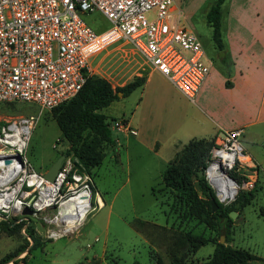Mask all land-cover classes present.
Returning <instances> with one entry per match:
<instances>
[{"label":"rangeland","instance_id":"374dc122","mask_svg":"<svg viewBox=\"0 0 264 264\" xmlns=\"http://www.w3.org/2000/svg\"><path fill=\"white\" fill-rule=\"evenodd\" d=\"M175 1L177 7L183 11L184 23L198 35L206 53L211 56L216 54L212 48V29L206 13L217 0ZM234 1L239 5L247 4V0H224L221 4L222 24H226L228 2L232 6ZM83 18L97 31H103L110 25L99 12L87 13ZM91 67L93 76L105 78L114 88L137 77L147 78L152 72L143 56L125 40L116 41L95 54L91 58ZM151 79L152 84L159 86L163 94L151 96L153 103L146 107V116L141 120L143 127L150 134L163 130L173 136L179 131L177 123L182 109L194 108L195 104L184 98L160 74L155 73ZM142 92V87L136 88L127 96L120 95L103 109L108 121L111 123L113 119L130 118L131 114L134 121L140 119ZM37 112L38 109L32 105L0 102V123L10 124L19 118L35 116ZM111 131L113 137L118 139L120 149H116V140L114 145L107 146L102 164L93 169L91 174H83L84 178L79 181L75 180L79 176L75 174L72 165L66 172L63 171V160L67 157L64 156L60 172L65 175V179L57 191L54 203L37 209L39 190L43 189L31 186L28 177H44L62 155L67 143L62 139L60 129L52 118V110H43L39 117L32 120L31 138L25 150L18 154L23 172L11 181L9 191L4 190L5 186L0 192L11 193L18 189L11 207L0 211V259L25 245L26 250L14 257L16 263L11 260L12 263L9 261L8 264H154L151 252L158 253L164 264H172L170 251L173 241L181 232L191 231L220 239L223 234L220 235L203 222L189 217L186 206L174 198L173 193L168 190L161 192L159 186H155L160 182L164 170L158 171L150 152L133 141L135 136L129 135L127 141L124 131L113 128ZM258 147L257 151L264 157L263 144H258ZM3 148L10 150L0 142V150ZM19 183L21 186H18ZM207 184L209 185L208 182ZM153 186L155 187L152 191ZM211 189L217 196L216 191L212 187ZM82 190L91 193L92 209L82 222L77 218L70 222L67 229L60 230L66 224L62 219L59 223H54L59 204L75 191ZM197 191L200 197L205 198L198 187ZM240 192H251L253 198L239 213L236 211L228 243L263 254L264 175L260 173L252 188L238 189L235 198H238ZM235 200L219 202L231 206ZM17 202L18 206H15ZM136 219L145 222H136L137 226H133L132 221ZM29 232H33L39 244L27 254L33 244ZM222 240L225 242V235ZM213 250L214 243L208 242L196 253L185 248L178 255L183 256L182 264H194L196 261L205 260ZM249 264H264V261H252Z\"/></svg>","mask_w":264,"mask_h":264},{"label":"built area","instance_id":"2783aa9c","mask_svg":"<svg viewBox=\"0 0 264 264\" xmlns=\"http://www.w3.org/2000/svg\"><path fill=\"white\" fill-rule=\"evenodd\" d=\"M92 12L101 13L109 27L93 29L83 18ZM183 16L175 0H0V102L38 109L35 116L0 123L1 144L12 149L7 136L13 133V123L31 127L43 110L74 97L93 73L91 58L120 40L131 43L152 71L194 103L212 60ZM110 127L136 134L123 119H113ZM241 133V129L228 131L211 147L203 175L215 191L228 181L237 191L255 186L258 167L246 152ZM75 161L71 156L64 158L63 171ZM215 162L219 172L210 170ZM11 203L1 201L0 211Z\"/></svg>","mask_w":264,"mask_h":264},{"label":"trees","instance_id":"16d2710c","mask_svg":"<svg viewBox=\"0 0 264 264\" xmlns=\"http://www.w3.org/2000/svg\"><path fill=\"white\" fill-rule=\"evenodd\" d=\"M223 1L217 0L206 13V19L212 29L211 40L219 50H223L221 28V4ZM145 79L137 77L121 87L114 88L105 78L90 75L74 97L52 109V118L60 129L62 139L67 143L62 155L76 159L73 169L79 168V170L89 175L93 169L102 164L106 156L105 148L115 143L110 122L103 109L117 100L120 95L127 96L136 88L141 87ZM226 85L229 86V82H226ZM7 103L26 106L15 102ZM214 144V138L193 137L189 139L169 160L162 172L160 182L155 186H159L158 189L161 192L168 190L173 193V197L186 206V214L189 217L203 222L218 234L225 235L226 240L224 243H220L219 237H205L191 231L181 232L173 241L170 251L172 264H182L183 256L178 255L181 250L189 248L191 252L196 253L202 245L208 242L214 243L212 254L205 260L196 261L194 264H249L250 261L258 259V256L249 250L228 244L233 222L230 211L234 210L239 213L242 207L252 200L251 192H240L235 203L231 206H225L219 202L214 191L207 184L204 175L199 176V171H204L207 166L210 150ZM75 174L79 176V178L75 177L77 181L84 178V175L80 172H75ZM230 175L232 177L236 176L234 172H230ZM155 186L152 187V191ZM197 187L205 198L199 196ZM211 197H214L218 204L215 211H212ZM136 222L144 223L145 221L136 219L132 221V225L137 226ZM29 235L33 240V244L27 254L35 245L39 244L33 236V232H29ZM26 248L27 246L23 245L14 253L6 254L0 259V264H6L13 260L15 256L23 253ZM150 256L154 264H164L158 253L151 252ZM13 262L16 263V260H13Z\"/></svg>","mask_w":264,"mask_h":264},{"label":"crops","instance_id":"0c3cea01","mask_svg":"<svg viewBox=\"0 0 264 264\" xmlns=\"http://www.w3.org/2000/svg\"><path fill=\"white\" fill-rule=\"evenodd\" d=\"M226 14V24L221 27L223 50L213 44L216 54L207 53L212 60L210 73L197 94L195 107L182 109L178 133L172 136L159 130L150 134L143 127L141 120L146 116V107L153 103L151 96L163 94L159 86L152 84L151 78L157 73L152 71L141 86L142 117L137 121L133 114L122 117L136 134L124 131V137L128 141L129 135L135 136L133 141L150 152L158 171H162L189 139L218 141L226 132L241 129V142L258 167L256 183L260 173L264 175V157L257 151L264 139V0H247L246 5L234 1L232 6L228 2ZM251 253L258 256L252 261H264V253Z\"/></svg>","mask_w":264,"mask_h":264},{"label":"bare ground","instance_id":"6f19581e","mask_svg":"<svg viewBox=\"0 0 264 264\" xmlns=\"http://www.w3.org/2000/svg\"><path fill=\"white\" fill-rule=\"evenodd\" d=\"M11 128L13 133L7 136V141L10 143L12 149L9 151H4L2 149L0 150V192L3 190L2 187L5 186L6 187L4 190L9 191L10 187L8 186L11 184V181L19 173L23 172V168L20 165L19 156L16 155L22 153L25 150L28 140H30L32 134L30 125L27 126L24 123H13ZM7 158H11L9 162H6ZM210 170L219 172L220 170L218 169V163L215 162L212 164ZM28 179V182L31 186H34L36 189H43L39 190L40 199L37 205V209H43L51 206V204L54 203V200L57 196V191L62 186L61 184L65 179V175L59 174L54 181H49L46 178L40 177L38 175L29 176ZM19 182H21V180ZM18 186H21V183H19ZM216 191L218 192L220 199L227 201L231 199L237 192V188L234 183L228 181L225 187H221L220 185L216 186ZM17 193L18 189L11 193H0V202H12L16 198ZM91 199V193L86 190H82L80 192L75 191L69 197L64 198L59 204L58 212L56 214L57 217L55 218L54 223H59L61 219L64 220L66 225L64 228L60 229L63 230L67 229L70 222H73L77 218H79V220L82 222L86 219L88 212L93 207ZM18 204L19 203L17 202L15 206H18ZM50 237L52 236L50 235Z\"/></svg>","mask_w":264,"mask_h":264},{"label":"water","instance_id":"95a60500","mask_svg":"<svg viewBox=\"0 0 264 264\" xmlns=\"http://www.w3.org/2000/svg\"><path fill=\"white\" fill-rule=\"evenodd\" d=\"M221 54L223 53L222 51L220 52ZM120 95V94H119ZM64 158V155H61L57 158V160L52 164L51 168L45 173L44 177L49 180V181H54L60 171V167L62 164V160ZM6 162H9V160H6ZM204 174L203 170L199 171V176H202ZM217 197V196H216ZM218 199V198H217ZM210 202L212 205V211H215L218 208V204L215 200L214 197L210 198ZM237 212L232 210L230 211V216L233 219L236 216ZM222 236H220L219 242L220 243H224V241L222 240Z\"/></svg>","mask_w":264,"mask_h":264},{"label":"flooded vegetation","instance_id":"af4514ba","mask_svg":"<svg viewBox=\"0 0 264 264\" xmlns=\"http://www.w3.org/2000/svg\"><path fill=\"white\" fill-rule=\"evenodd\" d=\"M208 53V52H207ZM216 57H217V55H216Z\"/></svg>","mask_w":264,"mask_h":264}]
</instances>
